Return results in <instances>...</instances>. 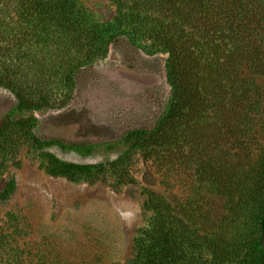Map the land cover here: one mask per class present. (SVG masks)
Segmentation results:
<instances>
[{"label":"trees","instance_id":"obj_1","mask_svg":"<svg viewBox=\"0 0 264 264\" xmlns=\"http://www.w3.org/2000/svg\"><path fill=\"white\" fill-rule=\"evenodd\" d=\"M80 1L0 0V87L14 97L0 98L1 170L5 159L26 144L49 175L118 170V161L133 150L144 152L168 175L215 161L214 150L248 136V99L258 94L255 78L264 77V20H252L251 14L259 12L263 0H110L117 14L104 24L89 21ZM109 46L133 64L144 59L140 51L166 54L169 95L163 99L154 92L145 106L149 116L115 137L37 136L34 112L49 105L54 77L80 89L97 76L93 62ZM35 51L44 53L35 57ZM56 61L58 73L51 65ZM43 67H49L44 78ZM52 148L80 156L120 151L121 156L79 163L59 158ZM229 153L227 148L223 154ZM14 188L13 178L0 186V203ZM146 204L152 215L135 238V264H227V251L222 260L218 255L217 233L200 234L197 219L178 202L151 193ZM244 250L242 264H264V206Z\"/></svg>","mask_w":264,"mask_h":264},{"label":"rangeland","instance_id":"obj_2","mask_svg":"<svg viewBox=\"0 0 264 264\" xmlns=\"http://www.w3.org/2000/svg\"><path fill=\"white\" fill-rule=\"evenodd\" d=\"M80 4L95 23H110L117 14L110 0ZM258 7L252 20H264V3ZM43 53L35 51L34 56ZM139 53L144 59L133 64L109 46L106 55L93 62L97 76L78 90L55 76L47 91L49 105L34 112V133L41 138L99 140L115 137L143 119L149 97L156 92L165 99L169 86L166 54ZM51 65L57 72L58 62ZM47 68L39 71L42 78ZM255 79L258 94L248 99V136H240V144L214 150L215 161L186 170L166 175L144 152L133 150L118 161V170L80 177L49 175L38 153L21 144L0 169V186L10 178L15 182L13 192L0 203V264H135V238L152 215L146 204L151 193L182 205L197 219L200 234L217 233L221 260L227 251V264H242L264 206V77ZM0 98L14 100L4 87ZM227 148L230 153L223 154ZM51 151L79 163L108 156L107 161H116L120 155Z\"/></svg>","mask_w":264,"mask_h":264}]
</instances>
